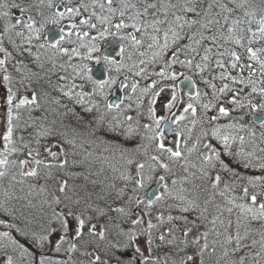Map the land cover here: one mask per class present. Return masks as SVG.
Here are the masks:
<instances>
[{
    "label": "snow or ice",
    "instance_id": "snow-or-ice-1",
    "mask_svg": "<svg viewBox=\"0 0 264 264\" xmlns=\"http://www.w3.org/2000/svg\"><path fill=\"white\" fill-rule=\"evenodd\" d=\"M106 38L117 41L111 52L102 50ZM180 77L183 104L179 86L167 83ZM0 80V182L10 177L0 189L3 264H206V253L214 264H264V131L231 116L264 111V0H0ZM43 80L58 95L32 87ZM117 87L124 95L112 101ZM21 89L31 96H18ZM165 89L167 116L155 107ZM42 103L44 113L33 116ZM21 109L32 131L17 146ZM256 123L264 129V119ZM42 139L53 141L44 151L55 162L38 158ZM25 149L27 158H12ZM70 158L87 166L80 175L98 192L80 196L67 180L51 198L43 185L15 192L13 182L38 179L41 169L50 179ZM106 170L110 179H89Z\"/></svg>",
    "mask_w": 264,
    "mask_h": 264
},
{
    "label": "trees",
    "instance_id": "trees-1",
    "mask_svg": "<svg viewBox=\"0 0 264 264\" xmlns=\"http://www.w3.org/2000/svg\"><path fill=\"white\" fill-rule=\"evenodd\" d=\"M17 2H19V0H17ZM257 2H258V0H257ZM12 11L14 13L17 10L13 9ZM64 22H67V21H64ZM49 26H53V25H49ZM107 39H109V38H106V40ZM104 42H101L102 49H103ZM65 46H68V45H65ZM259 46H261V45L260 44L253 45V47H259ZM237 51L241 52V54L244 55V50L243 49L237 48ZM64 59H66V57ZM244 62L247 63L246 56L244 58ZM9 69H10V71H13L12 68H11V65H9ZM190 74L191 73H189V75ZM235 74L236 73L233 72V75H235ZM13 75L17 76V74L14 71H13ZM244 75H247V71L244 72ZM193 79L196 80L197 86L199 88L204 89L205 86L202 83H200L199 77L194 76ZM51 81H52V83H56L57 78L55 76H52L51 77ZM167 83L176 84V81H174V82L173 81H168ZM217 83L219 84V82H217ZM15 87H19V85L16 84ZM32 87L35 88L38 92L41 91V90L52 91L51 85L47 82V80H43V81H41L39 83H33ZM245 91H248V89L245 88ZM52 94L53 95H58V93H56L54 91H52ZM19 95H28L30 97L31 96V91L30 90L29 91H25V90L21 89V91L18 93V96ZM123 95H124V92H123ZM225 99H227V97H225ZM254 102L255 103H259L260 102L258 96L255 97ZM225 106L229 107V108L232 107L230 104H225ZM45 107H47V105H43V103H42L41 108L32 111L31 114L33 116H41L44 113ZM76 111L78 113H80V115H82L84 117L85 121L91 120V118H92L91 115L83 113L79 107L76 108ZM20 112H21V117H22V119L20 121L21 127L18 128L16 130V132H15V137L17 138V146H21V144H22V142L19 141L18 138L20 136H23L25 138V141H28L30 139L28 133L32 131L31 128H28V129H24L23 128V123H24V121L27 119V117L29 115L28 111L26 109H21ZM252 113L253 112L251 111L250 108H245V109H242V110H240L238 112H232L231 116L232 117H237V116L243 115L244 119L242 121H240V123L247 124L249 127H253L254 126L255 130L257 132V135L259 136L260 132L264 131V129H261L259 127V125H256V124L253 123L252 118H251ZM255 113H261L262 115H264V111H259L258 110ZM209 114L212 115L214 113H209ZM51 118L52 117L50 115V119ZM230 118L231 117H229V118H221V120L219 122L220 123H227L228 119H230ZM136 142L137 141H131V142H129V144L127 146L132 147V146H134V144ZM52 143H53L52 140H45V139L41 140V143H40V146H39V150H40L41 155L39 156V158H43L45 156L44 155L45 154L44 146L45 145H50ZM213 143H215V141H213ZM31 147H33V148L37 147L36 144L34 143V141L31 143ZM12 158L13 159H25V158H27V149L21 151L20 153L15 154ZM76 159H79V157H77ZM224 159H225V161L227 163L231 164V161L227 157H224ZM232 166L236 167V165H232ZM86 167L87 166H81V165L72 164L71 163V158H70L69 165L66 168H64L63 170L54 169L53 172H52V177L50 179H45L44 178V171L45 170L41 169V177L38 178V179L29 178L28 180H26L24 185H20L18 183L13 182L14 190L17 193V195L26 196L28 194V185H30V184L36 185V188L39 189L40 186H42L44 183H46L47 185L50 184L52 186V188L55 189V188L58 187V182L59 181L67 180L69 187L73 188L77 192V194L80 195V196L86 195V192H88V191L98 192L99 188H100V185L93 186L91 183H86L84 181V179H83V176L80 175L81 173L85 172ZM99 167H100V165L98 163L97 164H93L91 166V170L93 172H95V171H97L99 169ZM239 171H241V172L248 171V174H259V173H256V172H251L250 170H244L243 168H239ZM111 175H112L111 172L106 170L104 173H101V174H99L97 176L89 177V179L90 180H105L106 177L108 179H110ZM9 180H10V177L5 178L2 182H0V189H2L3 187H7L8 183H9ZM82 185H86V187L85 188L80 187ZM47 192L49 194V198H51L52 193L49 192L48 190H47ZM69 194H71V193H69ZM31 199L33 200V203L36 205V207L33 208V209H30L29 211H31L33 214L38 213L41 210V204H40L41 197L37 195V196L31 197ZM20 203L23 204V203H26V201L22 200V201H20ZM44 211H48L46 206H44ZM153 211L155 212L156 209H154ZM165 214H167L166 210H165ZM106 221H107V217H104V218H100V219H98V220H96L94 222L97 223V224H104ZM124 227H127V225H124ZM190 249H191V247H189L187 249V251L190 250ZM162 251L166 252V251H168V249L164 248V249H162ZM130 255H131L130 252L124 254L123 259H125V260L129 259ZM205 262H206V264H214V258H209L208 254L206 253L205 254Z\"/></svg>",
    "mask_w": 264,
    "mask_h": 264
},
{
    "label": "rangeland",
    "instance_id": "rangeland-1",
    "mask_svg": "<svg viewBox=\"0 0 264 264\" xmlns=\"http://www.w3.org/2000/svg\"><path fill=\"white\" fill-rule=\"evenodd\" d=\"M92 66H95V65H92ZM165 90H171V89H165ZM170 93H171V91H170ZM111 94H110L109 98L111 97ZM178 97H179V94H178ZM5 98H6V88L3 86L2 80H0V137H2L3 132L6 130V126H7ZM168 98H170V94H165L164 92H162L161 96L158 98V103L155 107L157 108V112L159 115H164V116L168 115L167 110H165L163 108V104L166 102V99H168ZM180 102L182 104L187 103V96L185 95L183 97V95H182V100ZM172 111L177 112L178 110H177V108H173ZM180 111H182V108ZM173 137L174 136H166V143L171 145L172 141H173ZM109 138H111V137H109ZM0 147H2V143H0ZM53 150L59 151L58 148L53 149ZM44 155L45 156L43 158H39V157L38 158L42 159L46 162H55V161H52V158L46 152ZM29 166H32V165L30 164ZM43 186H45L49 192L53 193L52 191L54 189L52 188V186L50 184L47 185L46 183H44ZM149 187H151V185ZM145 219H147V218L145 217ZM100 225L101 224H97L98 227ZM141 248L142 249L144 248L143 239H141ZM187 253L192 254L193 249L191 248L190 250L187 251ZM0 264H3L2 258H0ZM193 264H199V258H196V260H194Z\"/></svg>",
    "mask_w": 264,
    "mask_h": 264
},
{
    "label": "water",
    "instance_id": "water-1",
    "mask_svg": "<svg viewBox=\"0 0 264 264\" xmlns=\"http://www.w3.org/2000/svg\"><path fill=\"white\" fill-rule=\"evenodd\" d=\"M47 31H48L49 33H57V32H58V30H57L56 28H49V29H47ZM106 45H107V46L110 45V46H111V49H110V50H112V49L117 45V43L114 42V41H112V40H108V41L106 42V44H105V47H107ZM105 51H107V50L105 49ZM98 67H99V66L93 68V72H94V73L96 72V69H97ZM98 78H102V77H99V76H98ZM184 84H185V82L183 81V79L180 80V81L178 82L179 89H180L181 91L186 92L187 89L185 88ZM121 96H122V92H121V90L117 87V88L114 90V94H113V97H112L111 100H112V101H118V100L120 99ZM253 118H254L255 121H258V120H260V119H263V117L260 116V115H253ZM165 131H166V134H167V135L170 134V131L168 130V127H167V126H165Z\"/></svg>",
    "mask_w": 264,
    "mask_h": 264
}]
</instances>
